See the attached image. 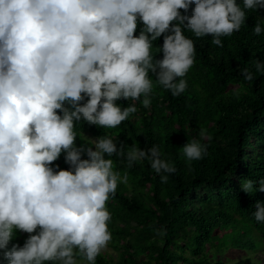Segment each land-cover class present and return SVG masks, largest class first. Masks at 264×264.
I'll return each mask as SVG.
<instances>
[{
  "label": "clouds",
  "instance_id": "clouds-1",
  "mask_svg": "<svg viewBox=\"0 0 264 264\" xmlns=\"http://www.w3.org/2000/svg\"><path fill=\"white\" fill-rule=\"evenodd\" d=\"M257 9L264 0H0V250L7 264H96L112 239L106 203L128 184L112 157L128 167L146 161L162 183L176 168L158 145L125 152L109 134L77 147V124L117 128L137 111L121 99L148 108L149 73L180 96L195 54L184 31L210 34L222 47L220 38L238 32L246 12ZM253 31L264 32V21ZM162 34L163 56L154 60ZM254 67L264 74V62ZM242 74L253 79L247 68ZM198 135L181 148L189 162L206 154L208 134L202 128ZM61 153L67 170L53 165ZM241 190L264 192V178L244 179ZM255 209V221L264 223V203ZM16 231L29 235L9 249ZM243 260L257 264L251 254L236 264Z\"/></svg>",
  "mask_w": 264,
  "mask_h": 264
},
{
  "label": "trees",
  "instance_id": "trees-1",
  "mask_svg": "<svg viewBox=\"0 0 264 264\" xmlns=\"http://www.w3.org/2000/svg\"><path fill=\"white\" fill-rule=\"evenodd\" d=\"M193 8L186 14L191 16ZM256 21H264V9L247 11L241 29L220 38L222 47L211 43L210 34L196 37L185 30L195 54L180 96H172L149 73L153 90L148 108L121 99L119 105L134 104L137 111L117 128L77 124V147L109 134L125 152L133 144L142 150L158 145L162 158L176 168L162 183L146 161L128 167L124 157H112L114 170L127 172L128 184H119L106 203L112 239L96 264H236L247 254L263 264L256 254L264 253V223L252 213L257 201L264 203V192L241 190L244 179L264 178V74L254 67L257 60L264 62V32L254 33ZM141 27L138 22L134 35ZM163 35L153 42L154 60L162 59L157 47ZM245 68L253 74L251 81L243 77ZM202 128L209 137L201 141L206 154L189 162L181 148L190 138L199 139ZM63 157L61 153L53 165L67 170ZM28 235L16 231L7 247L22 246ZM2 252L0 264H7Z\"/></svg>",
  "mask_w": 264,
  "mask_h": 264
},
{
  "label": "rangeland",
  "instance_id": "rangeland-1",
  "mask_svg": "<svg viewBox=\"0 0 264 264\" xmlns=\"http://www.w3.org/2000/svg\"><path fill=\"white\" fill-rule=\"evenodd\" d=\"M108 247V246H107ZM257 256H259V257H263V259H264V253L262 254V253H258V254H256ZM263 264H264V261H263Z\"/></svg>",
  "mask_w": 264,
  "mask_h": 264
}]
</instances>
